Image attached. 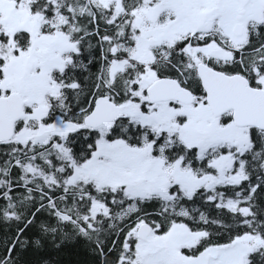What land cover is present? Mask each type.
<instances>
[{
  "label": "snow or ice",
  "instance_id": "obj_1",
  "mask_svg": "<svg viewBox=\"0 0 264 264\" xmlns=\"http://www.w3.org/2000/svg\"><path fill=\"white\" fill-rule=\"evenodd\" d=\"M0 264H264V0H0Z\"/></svg>",
  "mask_w": 264,
  "mask_h": 264
}]
</instances>
